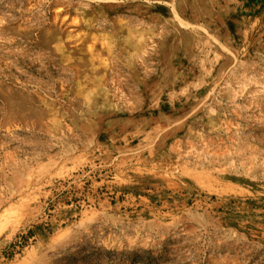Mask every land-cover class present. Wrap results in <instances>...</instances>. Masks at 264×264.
Returning a JSON list of instances; mask_svg holds the SVG:
<instances>
[{
    "label": "rangeland",
    "instance_id": "obj_1",
    "mask_svg": "<svg viewBox=\"0 0 264 264\" xmlns=\"http://www.w3.org/2000/svg\"><path fill=\"white\" fill-rule=\"evenodd\" d=\"M0 264H264V0H0Z\"/></svg>",
    "mask_w": 264,
    "mask_h": 264
}]
</instances>
